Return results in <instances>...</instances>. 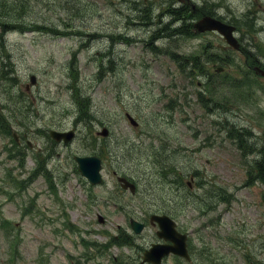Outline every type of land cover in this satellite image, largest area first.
Listing matches in <instances>:
<instances>
[{
  "label": "rangeland",
  "instance_id": "1",
  "mask_svg": "<svg viewBox=\"0 0 264 264\" xmlns=\"http://www.w3.org/2000/svg\"><path fill=\"white\" fill-rule=\"evenodd\" d=\"M231 1V10L239 7L238 0ZM114 2L85 0L82 10L89 17L88 26L131 35V29L117 25L126 26L127 21ZM44 5L34 3L26 19L52 26L56 12L65 20L74 16L72 11L56 9L55 3L52 10ZM262 12V16L257 12L258 20H264ZM143 18L149 22L138 21L139 26L152 22L151 15ZM239 18L243 22L246 16ZM77 23L86 25L85 21ZM243 26L250 35L245 41L256 43H241L237 50L219 49L226 43L214 33L201 40L154 45L127 43L117 37L114 43L96 42L86 48L79 47L78 36L54 35L47 28L8 34L20 90L14 92L10 84L2 83L4 79L0 81V264H127L130 246L115 244L124 241L117 235L121 229H128L125 211L146 218L153 209L175 210L178 227L189 235L190 246L207 248L212 259L205 254L188 263L170 256L164 264H264V186L247 185L244 156L228 137L236 130L228 122L264 134V98L258 101L251 95L254 86L264 87V79L254 78L257 64L264 67V36L254 37L251 33H256ZM206 41L226 59L225 66L209 61L206 80L203 75L197 80L180 75L178 61L150 48L173 46L182 55ZM4 59L0 50V73L5 69ZM220 65L222 71L217 70ZM32 73L37 75V84L27 91ZM205 82L208 86L200 93L201 101L198 91ZM27 103L34 106L32 112L24 109ZM127 112L138 119V127L128 122ZM83 119L94 122L87 127L80 123ZM101 121L108 123L111 136L100 142L119 152L128 150L121 168L135 177V194L123 189L109 193L119 186L112 176V158L118 160L114 156L102 158L104 185L91 187L75 170L69 151L92 153L83 142L88 140L94 151ZM57 127L77 129L70 147L56 146L45 136L47 128ZM22 131L30 134L31 148L13 142V133ZM103 152L107 153L104 147L99 150L102 157ZM51 155H55L49 166L56 176L58 196L44 177L33 182L37 170L30 171L36 165L33 157L40 161V168ZM175 166L177 174L197 168L203 173L195 172L189 186L187 179L178 181ZM201 180L207 181L204 188L198 183ZM214 183L229 186L231 194L233 190L230 203L210 204L209 198L214 202L213 198L220 197H212ZM98 213L104 215V223L98 222ZM145 234L151 238L154 230L149 227ZM246 252L259 261L250 263L243 257Z\"/></svg>",
  "mask_w": 264,
  "mask_h": 264
},
{
  "label": "flooded vegetation",
  "instance_id": "2",
  "mask_svg": "<svg viewBox=\"0 0 264 264\" xmlns=\"http://www.w3.org/2000/svg\"><path fill=\"white\" fill-rule=\"evenodd\" d=\"M159 5V11L153 12V16L156 18L152 20L147 26L140 25L139 31L134 37L136 40H144L149 37L153 39H192L196 38L197 31L194 27V22L197 19V11L199 8L209 9L207 12L213 13L214 16L223 19L225 22L233 24L236 26L235 35L238 42L241 44H249L245 39L247 35L250 37L249 33L244 32L243 24L246 27L249 24L252 26V30L257 31L256 34L251 33L254 37L258 35H264V20H258L257 12L260 16L263 15L264 4L259 0H238L239 7L231 10V0H155ZM141 0H133L131 6L124 3L123 6L127 10H131L132 16L138 18V9L142 5ZM183 10L186 11L184 14ZM151 9V8H150ZM230 9V10H228ZM146 13V12H145ZM228 13V15H227ZM245 14L243 22H240L239 15ZM244 17V15H243ZM249 19V20H248ZM264 19V16H263ZM158 21V23H157ZM249 22V24H248ZM133 25L138 24V19L132 21ZM242 24V25H241ZM182 28H186V31L182 33ZM149 30L160 31L161 34L169 35L168 37L163 36H147ZM208 33V32H207ZM212 33H215L212 31ZM225 41V40H224ZM226 43V41H225ZM231 49L230 47H228ZM242 51V47H241ZM148 240L145 239V242Z\"/></svg>",
  "mask_w": 264,
  "mask_h": 264
},
{
  "label": "water",
  "instance_id": "3",
  "mask_svg": "<svg viewBox=\"0 0 264 264\" xmlns=\"http://www.w3.org/2000/svg\"><path fill=\"white\" fill-rule=\"evenodd\" d=\"M195 25L199 31L216 30L226 39L230 45L236 48H239L240 46L236 36L233 34L235 27L229 23H225L221 19H217L213 16H205L201 18ZM222 48H224V46H222ZM52 134L56 138H59L60 136V133L57 132H52ZM90 172L91 174L98 173L96 165L91 166ZM152 218H156L160 223L161 228L160 231H158L160 237H164L166 240H170L171 242L153 244L150 249H147L144 252V261H150L154 264H161L163 257L169 253H175L190 259V254L187 248V234L181 233L177 230L175 227L176 223L173 218L169 217L167 214L162 216H152ZM136 230L139 231L140 226L136 227Z\"/></svg>",
  "mask_w": 264,
  "mask_h": 264
},
{
  "label": "trees",
  "instance_id": "4",
  "mask_svg": "<svg viewBox=\"0 0 264 264\" xmlns=\"http://www.w3.org/2000/svg\"><path fill=\"white\" fill-rule=\"evenodd\" d=\"M10 1H14V0H10ZM17 1H20V0H17ZM78 1H81V0H73L72 1V10L73 12H75L76 15H78L79 13H81L82 10H79V6L81 5L80 3H78ZM12 9V8H11ZM11 9H8L11 10ZM15 10H19L20 9V6H16L14 7ZM145 8H142V7H139L138 11V16L141 18L145 15H151L152 17V20H155L156 18L152 15L151 12H146L145 13ZM186 13V12H184ZM0 15H2V11L0 9ZM0 27H1V31H8V30H12V29H17V30H25V31H28V30H34V26H33V22L32 21H28V20H24V21H17L16 23L14 22H10L8 20H5L3 19V17H0ZM155 36H158L160 34L159 31H155ZM252 44L256 43V42H250ZM256 47V46H254ZM0 49L3 50L4 48H2L0 46ZM211 51H213V53H210ZM220 53V52H219ZM192 58V57H191ZM213 61V62H217V63H221V65H224L225 66V61L226 59L224 57H221L219 55H217V53H215L214 50H212L210 48V45H204L203 46V50L201 51V55H200V52L196 55V57H194V62L196 64V67L199 68H202V69H206V65H204V61ZM186 62V61H184ZM209 77V74L206 75V78ZM208 86V84L205 82L203 83L202 85V88H203V91H204V88H206ZM199 99L202 101V95H200ZM230 125H232L233 127H235L236 129V126L233 124V122H229ZM247 133H245L244 131H236V130H232V137L233 138H239V140L242 142L244 140V144L245 146L247 145ZM257 166H258V171H259V175H261V178L262 180L264 181V147L262 148V151H261V158L257 161Z\"/></svg>",
  "mask_w": 264,
  "mask_h": 264
},
{
  "label": "bare ground",
  "instance_id": "5",
  "mask_svg": "<svg viewBox=\"0 0 264 264\" xmlns=\"http://www.w3.org/2000/svg\"><path fill=\"white\" fill-rule=\"evenodd\" d=\"M138 19V21H140V22H144V23H148L149 21H147V20H145L143 17H138L137 18ZM234 30H233V34H234V36H236L235 35V32H236V26L234 25ZM250 29H252V26L249 24V26H248ZM255 33L257 32V31H255V30H253ZM149 43H150V45H154V42L153 41H148Z\"/></svg>",
  "mask_w": 264,
  "mask_h": 264
}]
</instances>
